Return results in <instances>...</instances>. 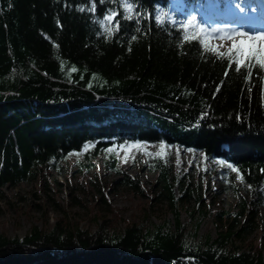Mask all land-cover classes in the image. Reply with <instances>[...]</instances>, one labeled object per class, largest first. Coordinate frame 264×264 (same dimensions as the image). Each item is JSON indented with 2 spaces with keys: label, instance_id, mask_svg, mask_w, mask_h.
<instances>
[{
  "label": "trees",
  "instance_id": "16d2710c",
  "mask_svg": "<svg viewBox=\"0 0 264 264\" xmlns=\"http://www.w3.org/2000/svg\"><path fill=\"white\" fill-rule=\"evenodd\" d=\"M182 2L172 14L170 0H0V196L32 181L48 189L51 173L73 156L86 175L101 157L117 175L114 189L144 195L118 151L163 144L218 162L224 189L238 193L241 181L237 212L212 216L200 203L223 230L189 241L181 208L197 189L152 157L153 201L167 203L172 222L154 225L148 212L120 229L98 218L91 232L64 218L22 239L0 232V264H264V244L248 242L264 223V70L252 68L249 79L247 69L186 42L183 25L194 19L219 52L233 43L218 47L222 27L201 22L214 0ZM227 2L237 4L219 0L215 9ZM95 180L109 208L106 186Z\"/></svg>",
  "mask_w": 264,
  "mask_h": 264
},
{
  "label": "rangeland",
  "instance_id": "374dc122",
  "mask_svg": "<svg viewBox=\"0 0 264 264\" xmlns=\"http://www.w3.org/2000/svg\"><path fill=\"white\" fill-rule=\"evenodd\" d=\"M177 3L174 1L172 7H177ZM252 9L247 10L244 13V19L237 20L235 22L237 25L230 30L227 29V32L264 33L254 28L253 25L258 24L256 19L258 20L259 17L258 13L251 12ZM227 13L232 17L236 14L231 8ZM232 42L233 40L219 39L215 43L218 47L225 48ZM118 157L121 167L140 180L144 195L125 187L114 189L112 182L117 175L107 170L101 157L97 159V168L93 175H86L78 172V158L73 156L62 164L61 168L51 173L48 183L50 189L44 187L41 181L4 188L0 196V232L9 238L22 239L33 227L48 229L64 218H68L72 223H79L80 227L91 232L96 230L98 218H100L99 221L104 218L109 219L113 227L120 229L128 223H141L148 212L151 214L150 220L154 225H160L165 221L172 222L173 214L167 207V203L153 201L158 175L151 168L152 157L169 161L173 175L186 179L197 189L196 196L181 208V220L190 232L189 241L196 243L206 234H210L214 239L223 230L222 224L215 222L211 216H206L202 210L197 209L200 203L210 210L212 216L226 211L236 213L241 196L246 195V190L239 180L236 181L238 193H235L232 188L224 189V182L218 174L221 168L218 162L210 161L205 157H196L179 148L171 149L165 146L161 149L160 145H144L139 148L127 146L118 151ZM96 178L98 180H95ZM92 180L106 186L105 193L110 204L109 208L100 205L98 201L100 195L92 184ZM175 193L177 196L180 195L179 188L175 189ZM260 214L264 218V207L260 210ZM262 224L261 231L248 240L249 244H264V223ZM197 227L198 237L194 238L193 234ZM236 244L242 243L236 242Z\"/></svg>",
  "mask_w": 264,
  "mask_h": 264
},
{
  "label": "snow or ice",
  "instance_id": "6c2138e0",
  "mask_svg": "<svg viewBox=\"0 0 264 264\" xmlns=\"http://www.w3.org/2000/svg\"><path fill=\"white\" fill-rule=\"evenodd\" d=\"M126 11L131 14L133 11L131 4L125 5ZM116 13L113 12L105 19L109 22L113 21L116 17ZM129 18H131L129 16ZM119 25L117 24V28ZM183 28L185 34L183 39L188 41H198L204 48L205 51L213 52L221 57H226L229 60V67L235 64V70L240 71L241 69H247L246 75L249 79L252 77V68L259 67L264 70V33L261 34H249L244 31H232L223 33L219 39L222 40H233L232 46L227 50V52L221 53L218 48L211 44V40L214 38L211 36L206 29L197 24V22L192 19L188 20ZM111 31V28L108 29ZM239 38L236 40L235 38ZM131 147L139 148L141 145H131ZM161 149L165 146L160 145ZM87 149V146H86ZM229 167H232L229 165ZM232 171H238L236 168H232ZM238 179L242 177L238 176Z\"/></svg>",
  "mask_w": 264,
  "mask_h": 264
},
{
  "label": "bare ground",
  "instance_id": "6f19581e",
  "mask_svg": "<svg viewBox=\"0 0 264 264\" xmlns=\"http://www.w3.org/2000/svg\"><path fill=\"white\" fill-rule=\"evenodd\" d=\"M179 4V3H178ZM173 14V13H172ZM173 16V15H172Z\"/></svg>",
  "mask_w": 264,
  "mask_h": 264
}]
</instances>
